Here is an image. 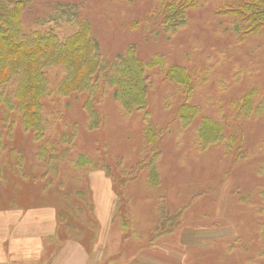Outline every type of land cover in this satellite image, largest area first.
Segmentation results:
<instances>
[{
  "label": "rangeland",
  "instance_id": "rangeland-1",
  "mask_svg": "<svg viewBox=\"0 0 264 264\" xmlns=\"http://www.w3.org/2000/svg\"><path fill=\"white\" fill-rule=\"evenodd\" d=\"M24 1L26 31L71 34L48 19L57 4L74 5L104 60L134 48L140 61L161 56L167 69L187 71L193 82L189 91L160 68L148 73L147 130L144 117L124 113L108 88L92 101L86 94L61 97L64 77L51 71L46 138L37 141L18 120L11 131L16 161L5 152L0 159V225L16 223L23 210L57 208L90 234L87 264L176 248L185 249V264H264V32L249 35L240 24L238 33L228 14L236 0H198L173 31L166 30L168 0ZM183 105L198 112L188 126ZM204 117L222 124L221 139L201 140ZM96 204L113 216L103 244L94 239L102 214ZM30 221L23 219L28 228Z\"/></svg>",
  "mask_w": 264,
  "mask_h": 264
},
{
  "label": "trees",
  "instance_id": "trees-1",
  "mask_svg": "<svg viewBox=\"0 0 264 264\" xmlns=\"http://www.w3.org/2000/svg\"><path fill=\"white\" fill-rule=\"evenodd\" d=\"M168 2H165L166 30L173 31L186 24L187 10L195 8L198 0ZM236 2L237 9H230L228 14L234 18L238 33H241L240 24L249 35L264 32V0ZM25 5L24 0H0V159L5 152L8 159L16 161L13 155L18 145L11 139V131L18 120L25 131L35 134L37 141L46 138L48 120L43 101L52 97L50 72L53 70L60 69L64 77L58 88L61 97L86 94L92 101L108 88L124 113H138L144 117L147 130L150 128L147 103L150 87L148 73L151 70L162 69L166 77L168 74L170 79L192 91L193 80H190L188 72L173 66L167 69L161 56H154L144 63L136 56L135 49L129 48L114 61L104 60L91 26L81 19L80 11L74 5L57 4L55 16L51 15L48 19L56 23L58 29L63 28L62 24L70 27L71 34L63 35L53 29L45 32L24 30L21 17ZM3 86H14V89L5 90ZM248 100L249 96H246L242 101L246 110ZM180 111L185 118V126L191 122H188L190 119L198 116L193 106L183 105ZM89 114L90 129H94L97 127L96 113L92 106ZM222 133L221 123L207 117L202 119L199 130L202 141L219 140ZM66 140L71 142L72 137ZM45 154L47 152L43 149L41 155ZM22 159L19 156L15 166ZM40 177L43 178L42 175Z\"/></svg>",
  "mask_w": 264,
  "mask_h": 264
},
{
  "label": "crops",
  "instance_id": "crops-1",
  "mask_svg": "<svg viewBox=\"0 0 264 264\" xmlns=\"http://www.w3.org/2000/svg\"><path fill=\"white\" fill-rule=\"evenodd\" d=\"M35 211L32 214L20 211L16 216V223L8 221L0 225V264H87L89 251L86 239L90 234L87 233V229L84 230L83 222L78 225L79 227L72 221L68 222L66 215L57 208L51 211L43 209ZM96 211L102 213L96 215L98 221L95 219L98 234L96 233L94 239L99 242L100 238L105 239V227L113 223V216L112 212L108 214L107 209H100V205L97 207V204ZM26 217L31 220L32 225L29 228L27 226L29 223H23ZM73 229H76L74 231L79 232L80 236L74 233L72 236L70 232ZM104 241L106 240L101 243ZM174 251L172 249L161 250L159 253L146 251L145 256L139 254L133 257L131 262L130 258L122 257L119 264H185V249L176 248ZM173 259L175 261L172 263Z\"/></svg>",
  "mask_w": 264,
  "mask_h": 264
}]
</instances>
